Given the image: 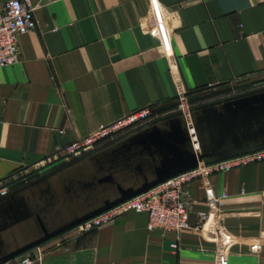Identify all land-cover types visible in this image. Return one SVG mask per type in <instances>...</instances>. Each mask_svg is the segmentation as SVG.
<instances>
[{
  "label": "crops",
  "instance_id": "crops-1",
  "mask_svg": "<svg viewBox=\"0 0 264 264\" xmlns=\"http://www.w3.org/2000/svg\"><path fill=\"white\" fill-rule=\"evenodd\" d=\"M33 3L37 29L21 37V61L0 67V183L49 178L34 192L58 191L54 215L75 212L59 174L71 163L55 160L58 148L142 108L164 117L184 99L195 108L236 95L227 94L234 85L264 82V0ZM188 188L196 216L181 233L150 231L147 213L129 211L49 241L34 264H264V162ZM210 211L223 239L198 228Z\"/></svg>",
  "mask_w": 264,
  "mask_h": 264
},
{
  "label": "water",
  "instance_id": "water-1",
  "mask_svg": "<svg viewBox=\"0 0 264 264\" xmlns=\"http://www.w3.org/2000/svg\"><path fill=\"white\" fill-rule=\"evenodd\" d=\"M264 150V87L164 116L64 167L63 194L75 211L53 214L58 191L34 181L0 200V264L200 165ZM88 159L84 166L72 168ZM74 164V165H73ZM30 192V194H28ZM196 215L191 214L190 223Z\"/></svg>",
  "mask_w": 264,
  "mask_h": 264
},
{
  "label": "built area",
  "instance_id": "built-area-1",
  "mask_svg": "<svg viewBox=\"0 0 264 264\" xmlns=\"http://www.w3.org/2000/svg\"><path fill=\"white\" fill-rule=\"evenodd\" d=\"M37 10L38 6L33 3V0H10L0 6V67L14 66L21 61L20 39L37 29ZM192 108L184 99L179 106V111L190 117ZM160 118L162 116L151 107L136 110L115 123L101 126L94 133L64 148H58L54 158L56 161L72 163L149 126ZM260 162H264V150L210 165H200L84 222L74 231L78 234L90 233L105 224L114 222L129 211H135L148 214L150 231L181 233L190 225L193 197L188 186L191 183L214 174L226 173ZM19 177L0 183V200L17 191L21 185L33 181H25L17 185ZM227 197L228 195L224 194L216 201L214 209L217 214L225 205ZM213 215L211 211L200 213L198 228L205 230L209 239H223V230L217 222L213 221L215 219ZM42 256L43 252L38 247L5 264H34Z\"/></svg>",
  "mask_w": 264,
  "mask_h": 264
},
{
  "label": "rangeland",
  "instance_id": "rangeland-1",
  "mask_svg": "<svg viewBox=\"0 0 264 264\" xmlns=\"http://www.w3.org/2000/svg\"><path fill=\"white\" fill-rule=\"evenodd\" d=\"M243 83H241L240 85H242ZM238 85V84H237ZM261 86H264V82L262 81V82H259V83H256V84H254V83H251V84H249V85H247V86H244V87H237V86H233L232 87V89L231 90H229V92L227 93V94H236V95H238V94H241V93H243V91H246V90H249V89H255V88H261ZM28 175H29V173H26V174H24V175H22V176H20L19 178H20V180H18L16 183H18L17 185H21L22 183H24L25 181H30V180H33V176H30V177H28ZM23 178H25V179H23Z\"/></svg>",
  "mask_w": 264,
  "mask_h": 264
},
{
  "label": "flooded vegetation",
  "instance_id": "flooded-vegetation-1",
  "mask_svg": "<svg viewBox=\"0 0 264 264\" xmlns=\"http://www.w3.org/2000/svg\"><path fill=\"white\" fill-rule=\"evenodd\" d=\"M241 94H243V93H241ZM30 183H32V182H30ZM30 183H28V184H24V185H21L19 189L26 187V186L29 185Z\"/></svg>",
  "mask_w": 264,
  "mask_h": 264
}]
</instances>
